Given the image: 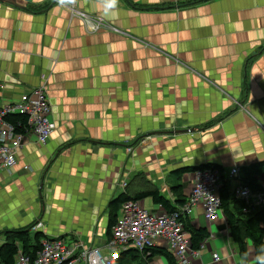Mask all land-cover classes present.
I'll return each instance as SVG.
<instances>
[{
    "label": "crops",
    "instance_id": "crops-1",
    "mask_svg": "<svg viewBox=\"0 0 264 264\" xmlns=\"http://www.w3.org/2000/svg\"><path fill=\"white\" fill-rule=\"evenodd\" d=\"M75 8L121 33L89 32L57 0H0V105L45 75L55 126L45 144L28 134L0 169V233L40 222L48 238L106 254L107 206L120 194L155 187L179 209L171 188L187 201L193 186L179 169L240 176L264 161V0H120L109 17L95 0ZM146 199L142 209L167 213ZM184 219L208 234L191 264H242L221 211L209 221L198 205Z\"/></svg>",
    "mask_w": 264,
    "mask_h": 264
},
{
    "label": "built area",
    "instance_id": "built-area-1",
    "mask_svg": "<svg viewBox=\"0 0 264 264\" xmlns=\"http://www.w3.org/2000/svg\"><path fill=\"white\" fill-rule=\"evenodd\" d=\"M66 7L72 16L82 21L89 32L109 30L121 33L100 17L78 11L75 6ZM40 80V85L30 94L21 95L18 102L0 105V169L9 170L15 165L16 151L28 134L35 135L39 144H45L55 129L50 120L47 78L41 75ZM18 115L26 118V124L21 131L16 132L15 126L7 122L6 118ZM239 177L237 168L225 173L208 167L193 173L189 198L174 213L155 214L142 209L137 201L124 203L121 217L111 228V239L106 245V250H109L107 255L102 254L99 248L84 247L79 242L67 243L62 239H51L42 241L41 249L33 261L20 254L15 264H115L119 252L130 248L142 252L157 245H164L178 264H191L190 255L197 257L198 251H190V241L182 219L191 217L193 209L201 205L205 217L209 221L216 220L220 212L218 191L224 181H238L232 189L234 198L243 201L247 206L264 207V191L254 193L249 187L239 183ZM41 227L38 222L32 231H39ZM213 260L218 261V257L214 255Z\"/></svg>",
    "mask_w": 264,
    "mask_h": 264
},
{
    "label": "trees",
    "instance_id": "trees-1",
    "mask_svg": "<svg viewBox=\"0 0 264 264\" xmlns=\"http://www.w3.org/2000/svg\"><path fill=\"white\" fill-rule=\"evenodd\" d=\"M6 121L15 126L16 132L21 131V128L26 124V118L19 115L9 116ZM208 167L224 172V169L219 167L204 165L179 169L175 174L181 177L183 174H193ZM240 172L239 183L241 185L249 187L254 193L264 191V186L259 181V177L264 174V161L244 167ZM171 193L174 195L178 206L184 205L186 201L183 199L182 186H173ZM218 197L220 199V211L226 220L230 238L236 245L240 259L245 252H248V242L251 243L255 259L257 249L261 244H264V207L247 206L243 201L234 198L229 181H224L223 186L218 191ZM146 198H150L156 205H161L167 213H174L178 210V207L172 206L170 201L161 196L155 187L135 194L124 192L111 200L107 206V236L109 240L111 239V228L120 218L119 213L122 205L128 201L138 202ZM183 222L184 229L189 234L190 251H199L200 246L208 238L207 231L192 228L186 219ZM35 224L36 222L22 229L6 230L0 233V236L4 238V242L0 246V264H15L17 256L20 254L31 261L36 258L41 249L42 241L51 240V238H48L41 231H32ZM59 239L63 240L64 238ZM155 256L163 257L167 264H178L175 257L167 249L159 247L145 249L142 252L134 248L119 252L115 264H149L151 258Z\"/></svg>",
    "mask_w": 264,
    "mask_h": 264
},
{
    "label": "clouds",
    "instance_id": "clouds-1",
    "mask_svg": "<svg viewBox=\"0 0 264 264\" xmlns=\"http://www.w3.org/2000/svg\"><path fill=\"white\" fill-rule=\"evenodd\" d=\"M120 0H95V7L104 17L115 16L118 12ZM57 4L61 7L75 6L78 0H57ZM248 254L245 252L241 257L242 264H247ZM256 264H264V244L257 249L255 256Z\"/></svg>",
    "mask_w": 264,
    "mask_h": 264
},
{
    "label": "rangeland",
    "instance_id": "rangeland-1",
    "mask_svg": "<svg viewBox=\"0 0 264 264\" xmlns=\"http://www.w3.org/2000/svg\"><path fill=\"white\" fill-rule=\"evenodd\" d=\"M229 183H231V187L233 188L234 185L236 184V180L235 179H230ZM149 206H151V201L149 199H145L144 207L148 208ZM101 252H102V250H101ZM106 252H107L106 254H104L103 252H102V254H104V255L109 254V250H107Z\"/></svg>",
    "mask_w": 264,
    "mask_h": 264
},
{
    "label": "bare ground",
    "instance_id": "bare-ground-1",
    "mask_svg": "<svg viewBox=\"0 0 264 264\" xmlns=\"http://www.w3.org/2000/svg\"><path fill=\"white\" fill-rule=\"evenodd\" d=\"M222 206V205H221Z\"/></svg>",
    "mask_w": 264,
    "mask_h": 264
}]
</instances>
